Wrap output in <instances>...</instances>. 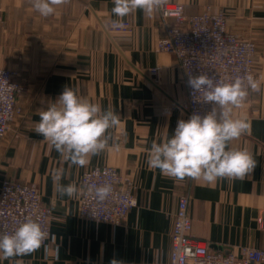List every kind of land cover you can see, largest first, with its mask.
<instances>
[{
  "label": "crops",
  "instance_id": "obj_1",
  "mask_svg": "<svg viewBox=\"0 0 264 264\" xmlns=\"http://www.w3.org/2000/svg\"><path fill=\"white\" fill-rule=\"evenodd\" d=\"M185 7L188 16L206 9L223 12L227 29L257 45L256 73L260 90L251 91L231 111L249 127L232 148L247 149L256 166L243 178L214 182L176 179L148 166L153 142L173 134L187 120V91L176 58L159 50L164 37L159 9L140 10L123 18L130 32H112L108 24L113 0H68L43 17L31 0H0V68L17 76L23 94L21 116L0 140V188L4 181L34 184L51 207L54 241L35 252L0 259V264H169L178 200L189 192L193 236L210 251L242 256V249L264 250V0H166ZM174 23L173 20H170ZM158 75L151 77V71ZM120 117L110 129L111 144L86 166L72 165L35 131L39 112L58 99L64 88ZM112 167L134 185L136 207L120 226L87 221L79 216V195L61 196L54 170H63V185L75 183L97 167Z\"/></svg>",
  "mask_w": 264,
  "mask_h": 264
},
{
  "label": "clouds",
  "instance_id": "obj_2",
  "mask_svg": "<svg viewBox=\"0 0 264 264\" xmlns=\"http://www.w3.org/2000/svg\"><path fill=\"white\" fill-rule=\"evenodd\" d=\"M68 0H31L32 7L43 17L56 11V6ZM166 0H113L112 14L117 19L113 27L122 28L123 18L140 10L152 16ZM188 85L195 92H203V101L211 104L204 115L193 113L187 120L180 119L170 138L153 142L148 150L147 163L169 177L203 179L214 182L221 178H243L252 172L256 161L245 149L232 148L233 140L239 139L249 127L244 119H233L231 111L242 106L249 88L259 91L260 84L251 74L224 81L207 74L189 76ZM120 117L112 109L104 110L100 104L78 96L76 90L66 86L58 99L39 112V121L34 131L48 141L60 156L72 165L86 166L91 156L99 155L111 144L110 129L116 127ZM63 170L52 173L56 191L61 196L77 197L81 188L75 183H60ZM89 193L103 202L112 192L110 184L88 187ZM48 232L32 218L26 219L12 233L0 234V259L7 260L31 254L47 240ZM111 264H121L113 259Z\"/></svg>",
  "mask_w": 264,
  "mask_h": 264
},
{
  "label": "built area",
  "instance_id": "obj_3",
  "mask_svg": "<svg viewBox=\"0 0 264 264\" xmlns=\"http://www.w3.org/2000/svg\"><path fill=\"white\" fill-rule=\"evenodd\" d=\"M159 14L164 37L157 46L176 58L187 91L186 110L189 117L193 113L204 115L211 110V104L203 101V92H195L188 85L189 76L207 74L216 79L233 81L251 74L260 83L262 75L256 73L254 61L256 43L229 32L223 12L215 13L208 8L201 14L188 16L184 5L165 2L159 8ZM123 25L122 28H116L109 23L108 29L119 33L132 30L130 22H123ZM150 75L155 78L158 71L153 70ZM16 76L17 73L0 68V140L6 137L12 124L21 116L17 104L24 89L14 81ZM251 91L249 88V94ZM105 183L111 185L112 192L103 202L87 191L92 184L100 186ZM80 188L79 216L87 221L120 226L137 204L132 182L123 179L112 167L86 171L81 176ZM190 197L187 191L178 200L171 233L169 264H264V250L246 247L241 251L242 256L237 257L234 254L212 252L203 241L196 239L189 214ZM28 218L39 222L48 232V238L42 245L47 247L54 241L52 225L55 217L51 207L43 203L38 187L4 181L0 188V234L12 233Z\"/></svg>",
  "mask_w": 264,
  "mask_h": 264
}]
</instances>
